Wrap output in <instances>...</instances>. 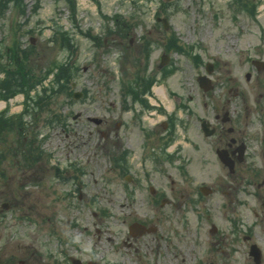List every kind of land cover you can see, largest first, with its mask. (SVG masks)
<instances>
[{
	"label": "rangeland",
	"instance_id": "374dc122",
	"mask_svg": "<svg viewBox=\"0 0 264 264\" xmlns=\"http://www.w3.org/2000/svg\"><path fill=\"white\" fill-rule=\"evenodd\" d=\"M213 1L203 4L201 0H176L161 8L160 0H81L82 3L75 0L76 10L72 16L74 0H1L0 66L11 61L7 47L28 50L29 46H34L37 51L32 60L36 65L40 62L48 67L54 61L67 63L72 60L79 69L71 78L75 88L72 89L70 84L68 88L55 87L59 93L45 95L48 102L40 104L39 111L34 107L32 115L24 117L25 133L8 132L0 142L1 150L18 152L16 156H7L0 164V264H53L49 254L57 256L60 244L72 258H78L80 264H122L118 236L124 227L116 215L121 211V183L125 174L113 162L114 156L122 150L130 151L128 161L135 173L129 175L138 176L143 184L134 209H129L136 218L147 219V223L157 227V231L145 237L168 236L165 240L167 248L165 241L160 239L162 255L159 263L150 261L151 256L157 255L153 253L142 256L140 264H195L198 260L201 264H253L247 255L249 242L241 240L242 234H250L251 241L260 247V264H264V221L253 212V209L264 212V181L261 182L264 172L258 175V180L254 177L261 185L254 194L253 176L250 177L247 169L252 158L256 168H264V156L259 153L258 142L251 143L247 132L237 131L245 130L241 122L248 120V127L255 132L251 135L264 132V120L259 116L264 110V96L259 95L263 83L256 82L253 72L250 81L244 78L247 64L242 60L244 55L247 56L246 51L251 56L263 50L261 55L264 56V10L255 12V17L249 20V30L236 37L237 44L233 46L230 45L233 38H224V31L233 33L237 30L230 20L232 16L228 11H232L228 4L225 5V0ZM257 1V5L264 2ZM196 4L203 6V14L195 11ZM215 7L221 10L222 24L218 27L208 20ZM159 9L168 16L170 33L156 24L155 12ZM130 15L134 17L126 40L114 37V42L111 41L108 25L114 24V19ZM241 17L235 16L237 21ZM75 23L77 28L74 30ZM65 32H68L65 40L74 45L73 53L77 52L75 58L60 40ZM172 33L178 44L185 48L196 41L204 44L202 49H192L201 54L203 63L200 67L194 66L183 52H165H169L167 38ZM129 38L132 39L130 44ZM146 40L151 44L148 55H143L141 43ZM161 53L170 56L166 67H170L172 73L153 85L165 89L166 98L159 96L158 106L164 112L172 109L175 95L192 114L186 117L182 111V123L174 138L179 144L172 151H177L181 159L186 158L191 170L199 172L198 183L215 188L211 194L200 197L199 203L194 202L195 183L183 182L176 171L168 169L166 161L155 165L148 154L155 152L156 158H162L163 153L159 150L162 147L152 149L154 140H145L142 132L130 125L131 112L121 108L125 99L122 89L126 83L142 71L157 70ZM207 61L226 68L215 67L213 70L212 82L223 78L226 82L225 87L215 93L202 91L196 82ZM262 74L264 72L260 73V78ZM232 76L237 77L235 81L228 79ZM233 84L238 88L236 95H230L227 90ZM73 90H80L82 96L73 98ZM189 95L192 100L186 99ZM229 97L231 101L225 104L226 107L235 109L231 111L233 115L237 110L233 121L235 134L248 145L245 161L236 169L241 171V176H236L231 184V175L216 155L215 137L202 134L197 122L204 112L203 100L208 104L210 99L221 100L222 106ZM41 98L32 100L37 102ZM22 103L24 100L12 104L6 102L13 119H19ZM245 106L251 108L247 117L244 116ZM155 113L147 114L144 121L147 126L161 119V113L157 110ZM54 114H57V120H52V116L56 117ZM95 119L100 123L96 124ZM125 120L130 125L128 128L120 126ZM183 121H188L186 129ZM157 129L159 132L160 128ZM40 140L44 153L37 149ZM26 142L33 143L34 153L40 155L32 167L27 166L23 156ZM252 150L257 153L253 154ZM42 155L46 156L43 158ZM149 186L152 190H148ZM228 186L236 198L232 204L234 211L225 201ZM160 191L159 200L164 196L174 205L156 206L151 199L157 200ZM223 202L225 206H222ZM212 225L216 230H212ZM234 226L239 227L235 240L232 236ZM58 234L62 235L60 244L54 240ZM66 237L74 240L70 243ZM144 241L139 242V252L145 248ZM229 247L234 248L231 255ZM125 264L134 263L125 261Z\"/></svg>",
	"mask_w": 264,
	"mask_h": 264
},
{
	"label": "flooded vegetation",
	"instance_id": "af4514ba",
	"mask_svg": "<svg viewBox=\"0 0 264 264\" xmlns=\"http://www.w3.org/2000/svg\"><path fill=\"white\" fill-rule=\"evenodd\" d=\"M201 1L203 4L214 3L213 0L211 1L201 0ZM217 1H220V0H217ZM252 2L253 0H225V5L228 4L229 8L232 11L230 12L229 10V13L234 14V12L238 9L239 12L242 13L244 16V17L239 18L238 20L239 25H240V31H242V28L246 30L247 27L250 25L249 20L251 19H249L248 17H249V7L252 4ZM237 5L239 6L237 7ZM202 9H203V6L200 7V12H199L200 14H203ZM219 14H221L220 8L215 7L214 12L212 13L211 17L208 20L212 21L213 23L214 19L220 17ZM261 53H263V50L258 54L251 55L250 58H248L249 60L245 57V55L243 56L242 60L245 61L247 64V67H246L247 70L245 71L243 75L247 81H250L252 77V72L256 74V77H255L256 82L259 83L262 81L263 83L261 84L262 93H260V96L261 95L264 96L263 95L264 93V74L261 75V78L259 77L260 73L264 72V64H261L259 62L255 65L253 64V61L264 60L263 58L264 56H262ZM217 67H220L222 69L223 66L221 67L220 65H218ZM223 69L226 70L225 67H223ZM235 80L236 79L233 78V81ZM227 90L230 93V95H234V94L236 95V93L238 92V88L235 86V84H233L232 86H229ZM257 101H258V98H257ZM229 102H230V99L226 98V100H224V103L221 106V100H218V102H216L215 100H212V103L208 104L209 106L208 111H204L202 113V116L200 117V121L208 120L209 122V124L205 127H206V130L211 133V135L206 136V137H211V136L215 137V141L217 143V145L215 146L216 155H218L219 159L223 161V163L225 164L227 168L228 173L231 175L232 181H229V184H231L236 180V176L237 177L241 176V171L236 170V169L240 168L238 165L245 161V157L248 154V150H247L248 145L246 144L247 143L246 141L245 143L244 140H238V137L235 134L236 129H234L235 126H234L233 121L236 118L237 110L235 111L233 115L231 111L233 112L235 109H231L229 107L226 108V105H225L226 103H229ZM202 106H207V103H203ZM218 107L220 108L217 109ZM250 109L251 108H249L248 106H245V110H244L245 117L249 115ZM259 116L261 117V119L264 120V110L262 111V113L259 114ZM187 124H188V121H183L184 129H186ZM241 124L245 127V130H241L240 128V129H237V131L241 133L247 132L251 143L255 144L256 142H258L260 144L259 153H262L264 156V132H261V134L256 135L257 138H252L253 135L251 134L254 132H252L250 128L248 127L249 121L245 120L244 122H241ZM120 126L125 127L126 125L122 123ZM161 126H162V131H161L162 133L158 136L156 134L155 127L146 128L143 125V127L145 128L142 133L143 138L148 141L154 140V147H152V149L161 148L164 145V142H166L170 138V134H168L170 130L169 122H163L161 123ZM201 133L204 134V131L201 130ZM175 147H177L176 144L174 145V147L165 150L162 158L164 159V162L165 161L168 162L169 164L168 169L176 171V173L178 174V176L181 178L183 182L187 184L188 181H191L192 183H195L197 185V191H196V194L194 195L195 196L194 202L199 203L201 199L200 197L211 194L215 188L210 187L202 182L198 183V181H196V176L199 175V172L193 169L191 170L189 168L190 165L187 162L186 158L181 159L179 157L181 155L177 153V151L173 153L172 150ZM255 151L252 150L253 154H255ZM154 153L150 154L149 157L155 161V165L161 164L162 159L156 158L154 156ZM127 155L126 157H128ZM114 160H115V167H117L119 171L125 174L124 179L122 180V183H121L122 196H121V201L119 202V209L121 211H119L118 214L116 215L117 219L121 222L122 227H124V231L122 230L118 236V240L122 247V251H121V257L123 260L122 264H125V261L133 262L134 264H140L142 256L147 257V256L152 255L153 253H156L157 255L151 256L150 261L159 263L160 261L159 256L160 254L162 255V251H160V247H159V246H162L160 239L165 241L168 238V236L160 234L161 236L156 235L150 239L145 237V235L152 234V232L157 231V227L154 224L147 223L146 222L147 219L136 218V216L133 215V210L129 209V207H132V209H134L133 207H134V204L136 203V197L138 195V192L143 189V184L141 183V180L138 178V176L133 177L129 175L135 172L133 171V167L130 166V161H128L127 158L123 163H119L115 158ZM251 160H252V163L248 164L247 169L250 170V177L253 176L252 178L253 182L251 183L256 187L254 194H257L256 192L258 191L257 188L259 189L261 185L260 183L258 184L256 183V179L258 180V175L262 173V171L264 172V168L262 169L256 168L255 160L253 158ZM254 177L256 179H254ZM171 181L173 183L174 180L171 179ZM263 181L264 179L261 180V182ZM148 190H152V187L149 186ZM161 193L162 191H160L159 193L157 192V195H156L157 200L151 199L154 202V204L157 203L156 206H159V208H163L160 206L165 207L167 205H171V206L174 205L171 199L163 198L164 196H161V199L159 200L158 197L161 195ZM235 199L236 198H235L233 189L231 188V186H228V191L226 194L225 201H226L227 207H230L231 211L235 210L234 206L232 205ZM125 204L128 205L127 211L125 210L126 208ZM262 205L264 207V202L262 203ZM222 206H225V202L222 203ZM253 212L255 216L259 217L261 221H264V212L258 213L255 209H253ZM234 222H237V220H234ZM66 223H68V221L64 223V226L66 225ZM142 226L145 228H143ZM212 229L216 230V226L212 225ZM238 232H239V227L234 226V229L232 231L233 240L236 239ZM60 233L62 234L63 232L60 231ZM67 239L69 240L70 243H72V241L74 240L73 238H70V237ZM141 239L146 240L144 241L145 248L144 250H142V252H139V249H140L139 242L141 241ZM54 240H56L58 244L62 243V235L58 234V236H54ZM241 240L249 242L247 255L251 259L253 264H256V263L260 264L261 257H262V251L260 252V250L257 248V243L255 241H251V235L242 234ZM169 244H170V241H169ZM57 247H58L57 256L54 254H49L52 258L53 264H67L68 262H71L70 264H72L74 263L75 259H78V258H75L73 260L72 256H70L68 252H66L64 249L61 248V244L60 246H57ZM164 247L167 248L166 241L164 243ZM219 249L217 250L219 251ZM233 251H234V248L229 247V255H231ZM223 252L225 251L223 250ZM66 255H69V256L66 257ZM64 259H66L65 262H63ZM256 260H258V262H256ZM209 263L214 264L213 262H208L206 264H209ZM77 264H80V260ZM195 264H201L200 260L196 261Z\"/></svg>",
	"mask_w": 264,
	"mask_h": 264
},
{
	"label": "trees",
	"instance_id": "16d2710c",
	"mask_svg": "<svg viewBox=\"0 0 264 264\" xmlns=\"http://www.w3.org/2000/svg\"><path fill=\"white\" fill-rule=\"evenodd\" d=\"M1 3V0H0ZM123 22H118L117 24H121L127 22L125 20H121ZM125 29V28H124ZM126 30L120 29V33L124 34ZM123 36V35H119ZM61 40L64 43V47L67 46L68 42L65 41L64 37L61 35ZM33 47H29L28 50L16 47H7L6 51L10 55V62L4 66L5 76L0 81V96L8 97L18 91H27L29 88H33L36 84L41 83V81L46 78V76L53 72V77L49 81V83L44 86L42 91V98L38 100L36 105L38 106V110L42 108V104L44 101L48 102V99H44L45 95H52L55 92V87H68L69 76H73L74 69L71 67L69 69L67 66L60 64L58 62H51L49 66L44 67H34L30 61L29 56L32 55ZM25 61L29 62L27 64ZM11 65V66H10ZM70 73V74H69ZM30 101L26 102V108H30ZM36 108V107H35ZM17 124H12L6 120L0 119V131L7 130L13 132L18 129ZM17 132V131H16ZM1 139V138H0ZM26 148L32 152L31 145H27ZM29 151H27V155H30ZM6 153L5 150H0V163L5 159ZM35 161V160H33Z\"/></svg>",
	"mask_w": 264,
	"mask_h": 264
},
{
	"label": "water",
	"instance_id": "95a60500",
	"mask_svg": "<svg viewBox=\"0 0 264 264\" xmlns=\"http://www.w3.org/2000/svg\"><path fill=\"white\" fill-rule=\"evenodd\" d=\"M162 20H163V22H165L164 19H162ZM164 24H166V23H164ZM164 59L166 60V57ZM162 62H163V60H162ZM200 79H201V77L198 79L200 86H204L205 84H203Z\"/></svg>",
	"mask_w": 264,
	"mask_h": 264
},
{
	"label": "bare ground",
	"instance_id": "6f19581e",
	"mask_svg": "<svg viewBox=\"0 0 264 264\" xmlns=\"http://www.w3.org/2000/svg\"><path fill=\"white\" fill-rule=\"evenodd\" d=\"M156 92H159L161 95H163V92H162V89L161 88L156 89Z\"/></svg>",
	"mask_w": 264,
	"mask_h": 264
}]
</instances>
